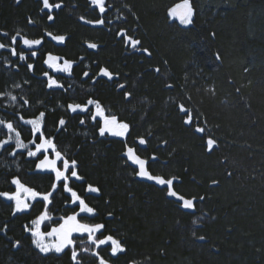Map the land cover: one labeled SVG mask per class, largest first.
Listing matches in <instances>:
<instances>
[{"label": "trees", "instance_id": "trees-1", "mask_svg": "<svg viewBox=\"0 0 264 264\" xmlns=\"http://www.w3.org/2000/svg\"><path fill=\"white\" fill-rule=\"evenodd\" d=\"M50 3L61 7L0 0V90L10 79L5 70L25 84L19 109L0 98V193L16 192L17 178L44 195L56 185L53 199L20 212L0 195V264H75L69 249L41 252L31 233L45 209L56 215L74 202L64 184L95 210L91 222L104 225L102 234L119 236L125 251L114 263L100 255L110 264H264V0H190L189 25L170 15L183 0H106L103 13L90 0ZM129 37L141 43L133 47ZM25 38L42 43L29 47ZM49 54L72 62L71 73L54 72ZM49 77L57 85L49 87ZM89 100L127 123L126 135H100L91 107H69ZM40 113L36 133L25 121ZM17 132L26 147L17 146ZM45 138L76 161L79 178L57 182L38 169L43 153H28ZM208 138L217 141L212 151ZM129 148L152 175L175 178L172 190L194 207L139 176Z\"/></svg>", "mask_w": 264, "mask_h": 264}, {"label": "snow or ice", "instance_id": "snow-or-ice-1", "mask_svg": "<svg viewBox=\"0 0 264 264\" xmlns=\"http://www.w3.org/2000/svg\"><path fill=\"white\" fill-rule=\"evenodd\" d=\"M19 2V0H18ZM92 3L94 5H97L99 7V10L101 13H103L106 9H105V0H92ZM43 7L45 9H53V8H60L61 4L56 3H50V0H43ZM170 15L175 17H178L180 20L181 24H185V25H189L191 24L192 21V17H193V9L191 7L190 4V0H183V3L176 5L175 7H173L172 9H170ZM50 20L53 19L54 17L49 16L48 17ZM31 22V21H30ZM95 23H99V24H103L104 21L98 20ZM6 35V34H5ZM48 35L51 36V33H49ZM53 39L58 40V41H63L65 39L64 36H56L53 37ZM129 42L131 43V45L133 47H135L136 45L140 44L141 42L139 40H134L131 37L128 38ZM13 43H15V37H13ZM23 43L29 47H32L34 45H39L42 43V41L40 39H34V40H30L25 38L23 40ZM5 45L3 43H0V48H4ZM89 47L91 48H96L97 45L95 44H90ZM13 54H16L15 49L12 50ZM144 51H147V49H144ZM150 54V53H149ZM32 55H35V53H32ZM21 59H25V57L23 55H21L20 57ZM219 58V57H218ZM60 58L59 57H55L52 56L51 54L48 55V59L46 61V63L49 64L50 67H54L57 68V70L59 71H64V72H70L71 68H72V64L71 62L65 60L63 67L61 68L59 66V64L55 63L56 61H58ZM29 67L31 68L32 65H29ZM158 71V69H157ZM102 75L107 76L109 78H111L112 73H110L107 69H102L101 70ZM87 75V74H85ZM54 85H57V81L55 79H52L51 77H49V87H53ZM121 87H123V85H121ZM130 95V94H129ZM12 99H15V97H13ZM89 105L94 104L95 108H96V114L95 116H93L92 118L95 119L96 116H100L103 118V127H101L99 129L100 135H104L105 132H111L113 135H117V136H124L128 129H129V125L127 123L121 122L118 120V118L115 115L112 116H107L105 115L104 109L103 107L100 105V103L98 101H94V100H89L87 102ZM69 107L71 108V110L73 112L77 111V109H80L82 111H87V107L86 106H81L79 104H74V105H69ZM180 110L182 112H185L186 114H188V109H186L184 107L183 104H181L180 106ZM43 117H44V113H40L39 118L37 119H33V120H28L26 121V123L32 125V130L34 132L37 133H42L43 130ZM193 122V118L192 116L189 114L187 115V120L186 123L191 124ZM5 122L0 120V124H4ZM59 123L61 125H63L65 123L64 120H60ZM7 128L10 131L15 132V128L13 127V124L8 123L7 124ZM196 131L203 133L205 131V129L203 127H197ZM20 134L17 132L16 133V137H17V146L20 148H24L26 147V145L23 143V141H21L19 139ZM5 143H7V141H5ZM141 144L146 143V141H144L143 139L140 140ZM207 144V148L209 151L213 150V147L217 144V141L215 139L212 138H208L206 141ZM3 145H0V147H2ZM48 150L51 149L55 152V160H49L47 156H45V158L40 162V164L38 165V167L45 169V168H50L52 171L55 172V180L57 182H60L61 180L67 181L68 180V176L65 175L66 172H68L69 168H74L76 165V161H71V163L67 160L64 159L61 155V153L59 151H56V145L54 143V141L52 139H48L45 138L43 139V142L41 144H39L37 146V152L41 151V150ZM14 154V153H13ZM128 156L130 159L133 160L134 163L139 165V172L138 175L141 177H146L149 180H154L157 184L160 185H167L168 186V195L170 196H177V193L172 190V185H173V181L175 178L172 179H164L161 176H154L152 175L146 168V161L141 159L140 157L136 156L134 154L133 149L129 148L128 149ZM29 156H35L36 152H29L28 153ZM58 160H62L63 161V171H61L60 168L57 167L56 162ZM72 176H76L78 177L77 172L72 171L71 172ZM12 183L17 185V193L13 194V195H9L8 193H0V195H3L5 197H7L10 200H15L16 201V211L20 212V211H24L29 207V204L26 203L24 200L21 199L19 192L23 191L27 194H30L31 197L34 199L38 196H40L41 194L39 192L34 191L31 188H26L21 182L20 180L14 179L12 181ZM213 183H216L215 181H213ZM56 185H53V190H55ZM64 188L71 192L72 195V199L73 201H79V207H80V211L81 212H85V213H94V209L89 207L84 200H82L76 192H74L71 188H69L67 186V184H64ZM89 191L92 192H98L99 189L98 188H93L92 186H89L88 188ZM51 196V192L45 194L43 196L44 200H49V197ZM179 200H181L183 202V207L184 208H193L194 204H193V200L192 199H185L183 196H179L178 197ZM201 199H203L201 197ZM15 214V213H14ZM47 219V213L45 212V214L41 215L39 217L38 220L33 221L34 224L37 225V229L35 232H33V235L36 237L34 243L36 244V247H38L40 249L41 252H49V251H56L57 253L62 252L65 248L71 246L74 244V241L71 239L72 233L73 232H84V233H88L89 237L91 238L92 242L94 244L99 245H106L111 243V253L113 255L117 254L118 252H123L125 251L124 247L122 246L121 242L115 238H113L112 236H107L104 239H99L97 240V238L95 237V233L100 232L103 228L104 225L103 224H95V225H91V224H84V223H80L77 220L76 215L70 216L68 217L65 222L59 227V228H53L51 232L48 233H43L39 231V224L43 221ZM45 236H49V237H57V241L55 243H45L44 242V238ZM200 239H204V237H200ZM19 242H17L18 244ZM97 255H99V253H97ZM77 253L75 251L72 252V258L73 260L76 259ZM99 264H107V261H105L102 257L100 258V262Z\"/></svg>", "mask_w": 264, "mask_h": 264}, {"label": "rangeland", "instance_id": "rangeland-1", "mask_svg": "<svg viewBox=\"0 0 264 264\" xmlns=\"http://www.w3.org/2000/svg\"><path fill=\"white\" fill-rule=\"evenodd\" d=\"M90 1L92 3V0H90ZM105 2H106V0H105ZM92 5L95 8L98 7L97 5H94L93 3H92ZM50 37L53 39V37H56V36H50ZM53 40L56 43H59V44L62 43V41H58V40H55V39H53ZM4 61L8 63V61L6 59ZM64 61L65 60L61 59V60L56 61L55 63L59 64V66L62 68L63 64H64ZM71 64H72V67H73V63L72 62H71ZM7 66H9V65H7ZM48 66H49V64H48ZM50 68L54 72H58V73L65 74V75H69V73H71V71L73 69V68H71L70 72H64V71H59V70H57V68H54V67H50ZM4 72L7 74L8 78L10 77V79L6 81V83L2 87L3 89L0 90V98L3 100V103L5 105H7V107H10V108L18 107V109H19V106H20L19 94H20L21 90L24 89L22 87V85H25V84L24 83L22 84L21 82H19V80H14V78H12V76L7 72V70H5ZM13 97H15V99H12ZM85 106L87 107V111H89L90 110L89 107H91L92 108V112H93V116H95V114H96L95 105L94 104H91V105L88 104V105H85ZM77 111H82V110L77 109ZM82 112L84 113L86 111H82ZM107 116H109V115H107ZM96 117L100 119V122H101L100 128L103 127V118L100 117V116H96ZM79 119L81 121V125H84L85 122H83V121L87 120L85 117H81ZM26 121H28V120H26ZM104 135H107V136H110L111 138L117 139V138L124 137L126 134L124 136H117V135H113L111 132H105ZM37 146H36V151H35L36 155L40 154V153H43V155H44L43 159L45 158V156H47L49 160H55L56 159L55 152L53 150L48 149V150L45 151V150L42 149L41 151L37 152ZM40 162L38 163V165L40 164ZM56 164H57V167L60 168L61 171H63V161L62 160H58L56 162ZM38 169L42 170V171H50V172H53L55 174V172L52 171L50 168L42 169V168L38 167ZM71 172H72V168L70 167L68 172L65 173V175H67L70 178V177H72ZM55 191H56V188L51 193V196L49 197V200L53 199V194L55 193ZM16 193H17V191L14 192V193H10L9 195H13V194H16ZM19 195H20L21 199L24 200L28 204H29V202H31V201H33L35 199L43 200L45 202L49 201V200H44L43 199L44 194H41L40 196H38V197H36L34 199L31 197L30 194H27V193H25L23 191H20ZM58 197H61V196L59 195ZM6 199H8V198L6 197ZM8 200L13 202L14 205H15V208H16V201L15 200H10V199H8ZM78 202L79 201L70 202L69 206L65 205V207H68L65 210V212H59L56 215L49 208L45 209L44 212L41 215L45 214V212H46L47 213V219L43 220L39 224V231L43 232V233L51 232L53 228H59L65 222V220L68 217L73 216V215H76L77 220L80 223L95 225L96 223L91 222V220L93 219V218H90L92 213L81 212L79 205L77 207L75 205ZM51 206H53L54 209H57V208H55L56 206H55L54 203H52ZM200 220L203 221L204 218H200ZM194 223H196V220H194ZM36 229H37V225L32 230V232H31L32 235H33V232L36 231ZM103 230H105V229L103 228L100 232H97V233L94 234L95 237L97 238V240L104 239L105 237H107L106 235L102 234ZM112 237L117 239L119 236H112ZM35 239H36V237H35ZM57 239L58 238L55 237V236H53V237L45 236L44 242L48 243V244H51V243H55L57 241ZM71 239L74 241V244L69 246V247H67V248H65L64 250L69 249L71 251V253L73 251H75L77 253L76 259L73 260L75 264H99L100 255L102 253L105 255L106 258H108L109 260H111L112 263H114V261H115L114 259H115L116 254L113 255L111 253V243L106 244V245H99L98 246L97 244H94L92 242V240L89 237L88 233H84V232H73L72 236H71ZM52 251H54V250H52ZM97 253H99V255H97ZM106 261H107V264H110L108 260H106Z\"/></svg>", "mask_w": 264, "mask_h": 264}, {"label": "flooded vegetation", "instance_id": "flooded-vegetation-1", "mask_svg": "<svg viewBox=\"0 0 264 264\" xmlns=\"http://www.w3.org/2000/svg\"><path fill=\"white\" fill-rule=\"evenodd\" d=\"M138 165V164H137ZM146 178V177H145ZM170 197H174V196H170ZM177 197V196H176ZM175 199H177L178 201H180L181 203H183L181 200H179L178 199V197L177 198H175Z\"/></svg>", "mask_w": 264, "mask_h": 264}, {"label": "water", "instance_id": "water-1", "mask_svg": "<svg viewBox=\"0 0 264 264\" xmlns=\"http://www.w3.org/2000/svg\"><path fill=\"white\" fill-rule=\"evenodd\" d=\"M123 87H124V85H123ZM123 87H121V85H120V88L122 89Z\"/></svg>", "mask_w": 264, "mask_h": 264}]
</instances>
